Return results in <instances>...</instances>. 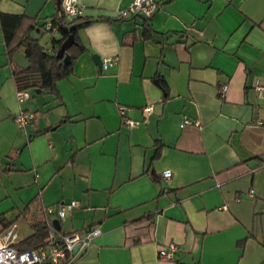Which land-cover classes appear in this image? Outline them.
Instances as JSON below:
<instances>
[{
  "label": "crops",
  "instance_id": "crops-1",
  "mask_svg": "<svg viewBox=\"0 0 264 264\" xmlns=\"http://www.w3.org/2000/svg\"><path fill=\"white\" fill-rule=\"evenodd\" d=\"M157 1L121 18L130 0H79L85 50L58 94L21 102L0 29V213L23 222L18 242L28 203L78 200L59 229L101 232L71 264H264V0ZM60 8L0 0L39 41ZM19 107L35 112L26 130Z\"/></svg>",
  "mask_w": 264,
  "mask_h": 264
},
{
  "label": "built area",
  "instance_id": "built-area-1",
  "mask_svg": "<svg viewBox=\"0 0 264 264\" xmlns=\"http://www.w3.org/2000/svg\"><path fill=\"white\" fill-rule=\"evenodd\" d=\"M61 11L70 20L74 17L83 14V6L79 0H60ZM158 7L157 0H130V2L117 10V14L121 18H129L135 16H150ZM42 29L56 33L58 26L52 19L45 20ZM54 35V34H53ZM49 52L55 50L54 45L47 47ZM115 59V57H114ZM113 61L112 58L104 57L102 59L103 67H107ZM254 88L259 95L264 92V84H261L257 79L254 82ZM15 95L18 102H21L29 97L30 93L27 89L16 88ZM123 108V106H121ZM151 105H145L144 111L149 112ZM35 116L34 111L26 110L19 107L14 114V120L18 127L26 130V126L33 120ZM128 123L134 122L127 118ZM190 120L184 118L183 122L188 123ZM198 123V121H196ZM170 169L162 170L164 177H169ZM37 175V173H35ZM252 194L253 190L250 189ZM238 195H236V199ZM37 208L34 210V215H43L47 225L46 243L44 246L35 249H19L15 243L16 239L20 237L18 233L19 224L12 223L9 227L3 230L0 236V264H71L80 256H82L92 244L93 239L100 234L101 229L98 226H90L84 231H69L64 232L57 228L53 223V218L63 219L75 207L79 205L78 200L70 199L68 201H58L53 204H42L39 199H35ZM222 208H227V203H223ZM176 250V244L170 242L165 247L158 250L159 257H172Z\"/></svg>",
  "mask_w": 264,
  "mask_h": 264
},
{
  "label": "trees",
  "instance_id": "trees-1",
  "mask_svg": "<svg viewBox=\"0 0 264 264\" xmlns=\"http://www.w3.org/2000/svg\"><path fill=\"white\" fill-rule=\"evenodd\" d=\"M51 19L57 24L59 32L58 37L51 36L52 45L55 47L53 52H49L38 37L31 35L30 31L35 26L33 17L24 13L0 12V29L12 64V72L17 88L27 89L29 86H34L58 94L57 79L72 71L78 54L85 50V46L78 39L77 31L89 22L88 19L77 16L68 20L62 13L61 8ZM147 30L150 29L147 27ZM70 34H73L76 42L68 45L62 56H57L56 52L59 46ZM18 52H23L29 61L27 68H21L14 63V56ZM165 88H167L166 85ZM28 204L25 206L22 215L31 216L29 220L31 233L15 243L21 250L35 249L44 246L46 243L47 225L45 218L43 215L31 213ZM14 222L15 219L9 220L4 216V213H0V231Z\"/></svg>",
  "mask_w": 264,
  "mask_h": 264
},
{
  "label": "water",
  "instance_id": "water-1",
  "mask_svg": "<svg viewBox=\"0 0 264 264\" xmlns=\"http://www.w3.org/2000/svg\"><path fill=\"white\" fill-rule=\"evenodd\" d=\"M58 4L60 5V0H58ZM75 38L73 36V34L68 35L61 43V45L59 46L56 55L57 56H62L65 48L72 44L75 43ZM99 62L102 63L101 58L99 57ZM14 63L21 67V68H27L29 66V61L27 60L25 54L23 52H18L17 54H15L14 56ZM37 90L39 91V88H37ZM53 223L57 228H60V220L58 218H53Z\"/></svg>",
  "mask_w": 264,
  "mask_h": 264
},
{
  "label": "rangeland",
  "instance_id": "rangeland-1",
  "mask_svg": "<svg viewBox=\"0 0 264 264\" xmlns=\"http://www.w3.org/2000/svg\"><path fill=\"white\" fill-rule=\"evenodd\" d=\"M55 35V33H54ZM51 36L52 33L50 31H42L40 32V42L44 45L45 48L48 47V45H51ZM37 87L34 86H29L27 89L30 93H35ZM17 222L19 225L23 226V222L21 220L15 221Z\"/></svg>",
  "mask_w": 264,
  "mask_h": 264
}]
</instances>
